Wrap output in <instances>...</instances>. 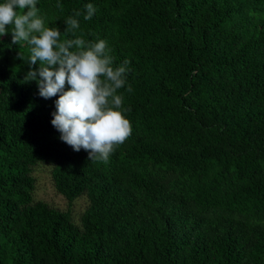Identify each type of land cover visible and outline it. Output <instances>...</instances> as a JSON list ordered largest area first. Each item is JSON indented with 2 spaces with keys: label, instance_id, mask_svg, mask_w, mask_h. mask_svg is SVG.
<instances>
[{
  "label": "trees",
  "instance_id": "1",
  "mask_svg": "<svg viewBox=\"0 0 264 264\" xmlns=\"http://www.w3.org/2000/svg\"><path fill=\"white\" fill-rule=\"evenodd\" d=\"M59 2L37 7L62 40L78 10L75 36L130 60L132 134L106 162L74 151L59 94L24 81L29 46L0 36V264H264V0ZM38 163L88 198L79 223L34 200Z\"/></svg>",
  "mask_w": 264,
  "mask_h": 264
},
{
  "label": "clouds",
  "instance_id": "2",
  "mask_svg": "<svg viewBox=\"0 0 264 264\" xmlns=\"http://www.w3.org/2000/svg\"><path fill=\"white\" fill-rule=\"evenodd\" d=\"M37 3L0 0V36L11 28V43L29 46L25 82L35 80L44 99L59 94L51 123L60 139L76 152L87 151L89 160L106 162L132 134V124L125 116L130 109L123 106V96L118 94L127 83L131 62L126 58L114 66L106 40L86 41L75 36L82 15L78 10L65 20V35L74 38L62 40L58 28L46 25ZM56 7L62 10L64 5L57 0ZM85 10L83 19L91 20L96 8L88 3ZM38 62L39 67H34ZM126 90L133 91L131 85Z\"/></svg>",
  "mask_w": 264,
  "mask_h": 264
},
{
  "label": "rangeland",
  "instance_id": "3",
  "mask_svg": "<svg viewBox=\"0 0 264 264\" xmlns=\"http://www.w3.org/2000/svg\"><path fill=\"white\" fill-rule=\"evenodd\" d=\"M50 164L38 163L33 167L32 175L35 178L34 200H42L50 206L62 211H69L75 223H79L80 217L87 208L89 201L85 195L68 201L58 193L51 177Z\"/></svg>",
  "mask_w": 264,
  "mask_h": 264
}]
</instances>
